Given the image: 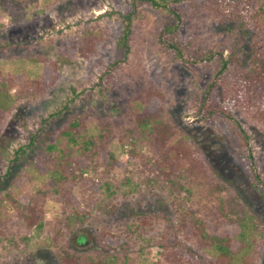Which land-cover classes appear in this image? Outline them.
<instances>
[{
	"label": "rangeland",
	"instance_id": "rangeland-1",
	"mask_svg": "<svg viewBox=\"0 0 264 264\" xmlns=\"http://www.w3.org/2000/svg\"><path fill=\"white\" fill-rule=\"evenodd\" d=\"M176 1L173 8L181 11L177 35L193 45L184 49L187 63L189 54H203L206 49L221 55L214 57L215 62L185 64L163 51L156 32L169 14L143 0H22L18 11L2 10L0 65L5 71L21 68L28 77L40 74V64H29L32 57L57 65L53 84L37 96L19 95L16 88L10 93L13 108L0 130V264H61V248L91 257L97 252L108 254L105 241L115 237L130 238V248L117 252L119 264L125 261L123 254L127 264H201L218 255L205 245L210 238L204 239V232L190 231V227L187 235L175 232L177 213L169 190L158 185L152 189L154 184L147 180L159 175L146 164L160 160V149L142 139L134 145L121 143L129 112L136 109L134 98L148 86L162 93L174 126L213 170L208 183L200 173L194 180L187 179L190 193L181 191V196H188L187 206L202 227L216 228L210 236L219 233L217 229L235 213L247 210L260 227L249 256L254 264H264V197L258 189L264 190L252 169L264 174V129L230 108L246 133L244 143L236 125L222 117L206 120L196 106L207 82L219 71L220 59L235 54L238 63H245L254 23L241 25L226 15L228 10L239 11L243 0ZM259 6L257 1L252 11ZM133 9L137 12L129 53L119 62L116 45L124 28L123 16ZM245 13L248 19L250 14ZM91 32L94 43L82 55L78 49ZM116 62L115 70L106 75ZM71 99L77 104L63 108ZM75 114L85 118L94 136L95 154L91 160H76L84 163H63L70 172L54 181L52 163L45 160L46 148ZM101 124L107 127L103 131L107 139L98 137ZM176 138H182L179 132L169 145ZM73 208L86 212L83 222L75 228L59 226L58 220ZM151 209L160 214L158 222L140 227L138 235L132 233L139 214ZM33 214L38 219L29 227L28 217ZM79 234L85 235V243H77ZM161 242L170 248L166 251Z\"/></svg>",
	"mask_w": 264,
	"mask_h": 264
},
{
	"label": "trees",
	"instance_id": "trees-1",
	"mask_svg": "<svg viewBox=\"0 0 264 264\" xmlns=\"http://www.w3.org/2000/svg\"><path fill=\"white\" fill-rule=\"evenodd\" d=\"M150 3L155 8L161 11L168 12L166 19L159 23L156 32V40L160 48L165 52H170L175 59H179L185 64H204L208 65L215 62L214 57L221 55L217 52H212L206 49V53L190 55V62L183 52L184 49L190 50L193 48L191 42L182 41L177 35L180 22L181 11L174 9L173 5L176 0L168 2L167 0H143ZM260 3L256 10L252 11V6ZM22 4V0H0V14L4 8L18 11ZM177 4V3H176ZM254 4V5H253ZM134 8H136L134 6ZM239 11L228 10L226 15L234 22L247 25L248 21L254 23L255 34L250 39V47L245 50L246 56L243 58L244 64L238 63L240 59L235 54L230 55V58L220 59L221 65L212 79L207 82L205 89L200 93V97L196 99L198 112L206 120H211L215 117H222L236 125L240 134H243L244 143L247 140L246 133L240 128L239 122L235 115L230 112V108L239 110L245 120L248 122L260 124L264 129V0H243L240 4ZM216 10V9H215ZM12 11V12H13ZM136 10L126 13L123 16L124 28L122 34L117 40V52L120 54L119 62H122L130 49V40L133 33L132 23L136 16ZM249 13L246 19V13ZM177 23V24H176ZM85 39L78 49L82 55H86L84 50H90L94 43V33ZM243 51V50H242ZM85 53V54H84ZM119 56V55H118ZM30 63L33 66L40 64L42 66L41 73L32 77L21 69L15 72L5 71L4 66L0 65V130L3 121L12 111L13 98L11 96L12 89L16 88L19 95L31 93L33 96L42 93L47 86L53 84L55 80L56 65L55 62H48L44 58L32 57ZM237 61V65H234ZM233 63V64H232ZM233 68L232 72L228 71V66ZM118 63L110 66V71L106 73L111 75L117 67ZM219 90V91H218ZM218 91V94L215 95ZM135 110L129 112V126L125 128L121 138V143L126 141L127 144L134 145L136 139L151 142L152 145L160 149V160H149L147 167L153 166L159 175L156 178H148L147 180L159 188L169 190L170 203L174 206L177 216L174 224V230L177 233L185 232L187 235L192 229L195 232H204L203 237L208 236L210 240L205 243L209 247H213L218 251V255L209 262H201V264H254L249 256L250 249L253 245V240L257 236V231H260L258 220L254 218L247 210L243 209L239 213H235V218H229L224 221L217 229L219 233L210 236V230H216L214 227H202L199 220L194 216V211L187 206L188 196H181V191L186 195L190 190L186 186L188 178L194 180L197 173H200L204 183L210 182V173L212 169L206 162L205 158L199 154H195V148H191L186 143V136L176 129L171 118L164 107V98L156 87L148 86L143 88L138 96L134 98ZM77 102L71 99L68 105L63 108L68 109L75 106ZM107 129L106 125L101 124L98 137L107 139L103 132ZM87 122L84 117L75 114L69 123L60 130L55 143L48 145L45 152V160L52 163L51 178L54 181H61L66 177V171L63 169V163L76 165L84 163L76 161L77 159L86 158L92 159L95 151L92 150L96 146L94 136L88 131ZM179 132L182 138L175 140L169 145L170 141ZM114 161L113 156L109 155L110 164ZM154 162V164H153ZM116 164L118 161L116 160ZM153 164V165H152ZM254 177L262 184L264 190V174L257 172L256 168H252ZM214 189L215 187L213 184ZM136 187V186H135ZM261 196L264 197V192L258 189ZM109 209V208H108ZM114 206L110 208L111 213H115ZM107 212L106 209H103ZM144 211L139 214L138 223L133 224V229L130 231L137 232L139 228H145L155 225L158 222L160 214L156 210ZM86 217V212L73 208L71 213L63 215L58 220V225L67 228H75L77 224L83 222ZM40 218V217H39ZM38 219L37 215L28 217L29 227L33 226ZM192 226H191V225ZM190 227V231L188 230ZM135 230V231H134ZM228 230V231H227ZM60 231V230H59ZM81 231V230H80ZM139 234L138 232L136 233ZM212 234V231H211ZM235 236V237H234ZM123 238V239H120ZM129 237H115V240L106 239L105 245L110 250V253L97 252L94 257L82 254L78 251L69 248H61L58 252L61 264H119L118 250L127 251L130 248ZM78 244H83L86 237L79 234L76 238ZM162 248L167 251L170 248L166 242L159 243ZM164 250V251H165ZM125 261L122 264H127V255L123 254Z\"/></svg>",
	"mask_w": 264,
	"mask_h": 264
}]
</instances>
